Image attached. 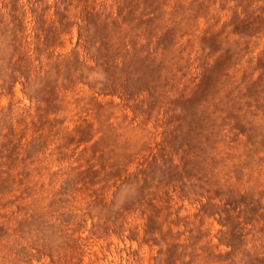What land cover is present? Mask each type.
Returning <instances> with one entry per match:
<instances>
[{"label":"rangeland","instance_id":"rangeland-1","mask_svg":"<svg viewBox=\"0 0 264 264\" xmlns=\"http://www.w3.org/2000/svg\"><path fill=\"white\" fill-rule=\"evenodd\" d=\"M0 264H264V0H0Z\"/></svg>","mask_w":264,"mask_h":264}]
</instances>
